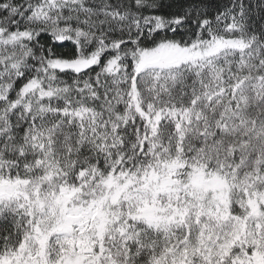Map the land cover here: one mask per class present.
Returning <instances> with one entry per match:
<instances>
[{
	"label": "snow or ice",
	"instance_id": "snow-or-ice-1",
	"mask_svg": "<svg viewBox=\"0 0 264 264\" xmlns=\"http://www.w3.org/2000/svg\"><path fill=\"white\" fill-rule=\"evenodd\" d=\"M0 264H264V0H0Z\"/></svg>",
	"mask_w": 264,
	"mask_h": 264
}]
</instances>
